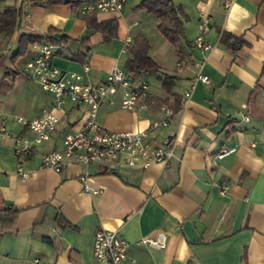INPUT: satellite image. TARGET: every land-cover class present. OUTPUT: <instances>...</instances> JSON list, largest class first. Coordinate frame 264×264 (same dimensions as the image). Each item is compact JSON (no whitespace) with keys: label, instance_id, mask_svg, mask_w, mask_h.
Wrapping results in <instances>:
<instances>
[{"label":"crops","instance_id":"1","mask_svg":"<svg viewBox=\"0 0 264 264\" xmlns=\"http://www.w3.org/2000/svg\"><path fill=\"white\" fill-rule=\"evenodd\" d=\"M24 1L0 0V11ZM172 1L187 16L186 38L193 43L202 32L209 50L194 44L193 55L180 60L162 33L155 32L153 42L148 27L136 29L135 11L126 4L117 12H93L98 21L118 18L112 41H104L100 31L87 32L83 14L67 1L27 4L24 25L9 36L0 30V264H103L93 256L100 225L129 241L128 257L136 264H264V0ZM51 27L56 36L69 37L53 61L65 70L87 63L92 82L104 80L111 65L124 67V40L136 32L150 38V54L161 67L142 76L150 94L173 100L177 92L183 100L193 82L190 96L180 99L164 125L153 124L163 116L153 104L130 110L118 96L115 104L103 101L97 112L104 127L147 129L155 143L174 133L170 161L116 171L100 162L73 161L61 171L42 166L41 154L62 149L65 133L78 129L87 115L85 104L71 101L56 110L60 121L50 140L19 159L14 136L34 133L16 116L34 118L54 104L26 68L34 43L20 67L21 56H11L22 32L46 33ZM229 33L245 43L234 49L233 38L224 39ZM5 39L16 48L11 51ZM79 49L80 59L69 57ZM198 70L208 82L194 81ZM165 72L175 77L169 90L158 76ZM222 148L231 151L224 154ZM19 165L29 174L21 176ZM84 178L98 193L84 188ZM222 181L228 184L225 193ZM157 231L166 236L164 247L138 243Z\"/></svg>","mask_w":264,"mask_h":264},{"label":"built area","instance_id":"2","mask_svg":"<svg viewBox=\"0 0 264 264\" xmlns=\"http://www.w3.org/2000/svg\"><path fill=\"white\" fill-rule=\"evenodd\" d=\"M126 0H80L76 7L77 12H117L125 4ZM204 25H202L203 31ZM132 37L127 36L124 40L123 51L131 43ZM196 47L209 50L211 44L206 41L202 32L194 41ZM54 45L48 42L38 41L34 43L33 55L26 62V68L30 75L52 95L51 108H43L41 113L34 118L16 116L24 125L34 133L33 136L16 134L14 136L15 152L19 159H25L34 153L39 146L50 140L60 121L57 109H62L68 101L75 105L85 104L87 115L82 125L75 130L65 133L62 149L43 152L41 165H45L61 171L70 163L90 164L100 162L108 170H117L120 167H149L153 161L166 164L174 155V133L166 135L160 143H155L147 129L137 131L123 129L115 131L108 129L98 122L96 116L103 101L108 100L115 104L116 96L119 104L126 109L145 108L149 96V81L145 78L133 77L124 67L110 66L104 80L92 82L89 78L90 66L83 63L80 70L62 69L53 61ZM180 65V61L177 62ZM208 82L206 73L198 70L194 81ZM193 82L191 87L193 86ZM190 89L183 93V100H187L191 93ZM163 113L161 119L153 121L154 125L167 124L170 117L175 114V109L163 103L159 106ZM247 117V116H246ZM5 130L4 124L1 127ZM231 150L223 149L222 153H230ZM18 172L21 176L29 174L20 165ZM83 186L93 193H98L100 188H93L88 182L83 181ZM228 184L222 181L220 192H226ZM163 231H157L154 236H142L138 243L145 242L151 247H164L166 238ZM129 241L114 229H106L100 225L94 234L93 256L103 264H136L132 257H128Z\"/></svg>","mask_w":264,"mask_h":264},{"label":"trees","instance_id":"3","mask_svg":"<svg viewBox=\"0 0 264 264\" xmlns=\"http://www.w3.org/2000/svg\"><path fill=\"white\" fill-rule=\"evenodd\" d=\"M67 1L71 3L74 7L78 6L80 0H26L20 5L10 3L6 5L3 11H0V30L5 35H11L14 30L19 29L26 20L23 21L25 14V6L34 5L37 3H64ZM137 8H141L150 12L158 18L157 29L161 32L165 38L175 47L176 54L180 60L188 59L189 56L193 55L192 47L193 43L190 39H187L184 34V25L182 18H187L182 8L175 4L172 0H140L136 5ZM87 24V32L100 31L103 35L104 41H112L118 36L119 20L117 17H107L104 20L98 21L96 15L92 13H85L82 15ZM233 38L234 43L233 48H239L243 45L244 39L234 36L229 33L225 36L227 38ZM18 38V44L16 50L12 53L11 59H15L21 55H24L28 50V44L36 43L38 41L48 42L55 45L54 54L63 55L61 49L62 44H65L69 37L66 35L56 36L55 30L51 27L46 33L38 32H22ZM62 43V44H61ZM151 41L150 38L143 33H134L132 36L131 43L127 46V58L124 61L125 70L130 73L133 77L142 78V76L148 74L149 72L160 71V65L155 61V59L150 54ZM83 54L84 50L79 49L69 57L72 59H80L77 57L79 54ZM159 78L162 79V86L169 90L171 83L174 81L175 77L173 75L158 74ZM173 100L166 97H160L149 93L147 98V103L153 104L155 107L159 108L160 105L166 103L168 106L177 109L180 104V95L176 92L173 93ZM182 100V99H181Z\"/></svg>","mask_w":264,"mask_h":264},{"label":"rangeland","instance_id":"4","mask_svg":"<svg viewBox=\"0 0 264 264\" xmlns=\"http://www.w3.org/2000/svg\"><path fill=\"white\" fill-rule=\"evenodd\" d=\"M140 2V0H127L126 1V9L129 11H135V17L137 18L139 25L136 26V29L139 30V28H147L146 32H148V35L151 37L153 42H155V32H157L159 35L161 32H159L156 28L157 19L154 15L150 14L147 10L137 8L136 5ZM167 41V40H166ZM4 45L11 48V51L16 48L15 42L9 43L7 39L3 41ZM168 45L172 46L170 42H166ZM24 59V56L21 55L20 59L17 61L16 65L19 67L22 64V61ZM153 84H158V80L155 77H152Z\"/></svg>","mask_w":264,"mask_h":264},{"label":"water","instance_id":"5","mask_svg":"<svg viewBox=\"0 0 264 264\" xmlns=\"http://www.w3.org/2000/svg\"><path fill=\"white\" fill-rule=\"evenodd\" d=\"M58 33H56V35H57Z\"/></svg>","mask_w":264,"mask_h":264}]
</instances>
